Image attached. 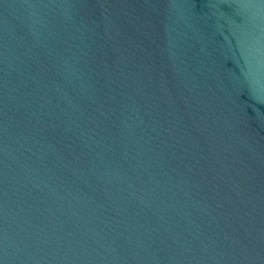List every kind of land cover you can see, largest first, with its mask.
Masks as SVG:
<instances>
[{
    "label": "water",
    "instance_id": "95a60500",
    "mask_svg": "<svg viewBox=\"0 0 264 264\" xmlns=\"http://www.w3.org/2000/svg\"><path fill=\"white\" fill-rule=\"evenodd\" d=\"M0 264H264V0H0Z\"/></svg>",
    "mask_w": 264,
    "mask_h": 264
}]
</instances>
